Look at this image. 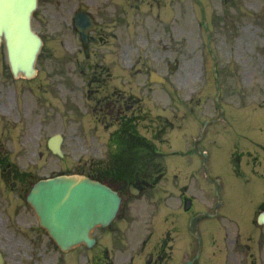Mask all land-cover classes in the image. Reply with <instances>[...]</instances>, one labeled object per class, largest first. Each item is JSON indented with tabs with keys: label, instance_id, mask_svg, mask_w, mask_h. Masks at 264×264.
I'll list each match as a JSON object with an SVG mask.
<instances>
[{
	"label": "flooded vegetation",
	"instance_id": "af4514ba",
	"mask_svg": "<svg viewBox=\"0 0 264 264\" xmlns=\"http://www.w3.org/2000/svg\"><path fill=\"white\" fill-rule=\"evenodd\" d=\"M129 2L135 18L144 16V20L163 21L183 15L184 3L190 0ZM206 3L219 2L206 0ZM73 5L91 11L96 21V28L89 34L87 42L82 41L68 13ZM257 7L264 17V0H257ZM39 8L36 20L44 24V31L60 21L62 28L57 32L78 39L77 50L85 60L68 70L73 74L81 66V73L87 75L89 97L95 102L94 109L100 112L104 98L103 94L100 97V93L110 87L107 81L100 87V64H104L100 62V0H40ZM70 44L74 46L72 42ZM41 71L40 67L37 77L30 80L37 81L36 86L26 87L24 76H15L10 64L0 62V251L3 264H57L53 254L38 253L37 249L46 239L52 243V246L47 244L50 251L56 245L35 220L26 202L27 192L37 177L35 166L40 158L33 156L35 148H25V129L39 134L40 121L32 115L40 114L41 107L45 114H54L56 107L55 83L51 76L39 77ZM44 80L48 82L52 98L48 103L41 99L40 93L38 96L25 94L26 90H40ZM120 83L123 82L114 84L113 93L107 97L112 94L117 96L111 100L122 113L132 99V91L127 98L126 93L117 89ZM26 95H31V99ZM3 113L6 118L1 116ZM34 117L35 122L32 120ZM31 139L32 147H37L35 140ZM184 157L176 162V159L172 160L176 172H169L161 163L154 171L142 168L135 173L120 171L123 164L136 161L123 155L114 157L107 167L100 164V171L94 176L120 193L128 194L129 199L124 203L118 219L98 228V247L94 255L77 249L80 251L62 255L58 260L64 264H264V226L257 221L258 213L264 210V201L257 205L254 214L249 213L242 204L243 199L236 201L232 193L230 196L226 188L230 179L228 173L223 171L225 175L203 184L200 168L185 163ZM44 159L48 161L50 157ZM137 196L148 202L145 209L134 203ZM24 236L32 247L30 253L21 249L20 242ZM143 239L144 243H141Z\"/></svg>",
	"mask_w": 264,
	"mask_h": 264
},
{
	"label": "rangeland",
	"instance_id": "374dc122",
	"mask_svg": "<svg viewBox=\"0 0 264 264\" xmlns=\"http://www.w3.org/2000/svg\"><path fill=\"white\" fill-rule=\"evenodd\" d=\"M105 1L106 0H100L103 13L112 12L115 14V6L107 4ZM235 2L237 7L234 8L240 13L241 11L239 8L242 7L244 12L235 15L236 13L234 11L228 10L226 11L227 17L221 16L219 18L216 17L218 18L214 19L216 21L210 20V26L208 27L210 29L209 34L207 32L208 28L201 25V22L204 20L198 7V11L195 15L193 13L189 14V5L187 2L184 3V14L177 18H168L162 22L154 20L146 21V26L148 27L146 38L149 41L148 50H150L149 55L151 59L144 56L139 66L144 69L148 65L147 63L152 62L155 57L159 59L161 56H164L167 61L175 59L179 64L173 71L169 70L167 64L163 67V69L169 73L170 78L173 79L177 86L176 88L179 87V89H177L179 92L178 95L175 97L166 96L165 98H157L162 95L160 91L163 90L155 86V89L152 91V94H156V98L160 102L163 104L173 103L169 108L174 105V108L178 110L176 113L166 115L175 122V127L174 130L168 128L167 132L160 135L162 141L168 143V137L171 139V135H174L175 139L181 134L178 144L183 148L191 147V141L187 138V131H189L191 135L196 134L197 128H194L204 116L209 117L218 114L213 122L206 125V130L202 135L203 145L211 146V151L217 146L222 147L218 153L220 157H225L226 150L231 146L233 148L247 146L248 150L253 153H256V150L259 151V148L255 147L249 139L258 142L261 135L260 127L264 124V110L260 108H251L257 106L261 101L262 96L260 94V89L262 84H264V50L258 45L262 37L259 28L260 17L253 16L246 11V7L249 8V6H253L252 2L255 1L249 0L245 3L246 7L242 0H237ZM230 7H232L231 4L227 6V8ZM219 8L222 9V6L220 5ZM169 16H171V14H169ZM100 17L103 18L101 13ZM61 24L60 21H56L49 28L45 29V32L56 33L62 28ZM38 26L43 27L42 31L44 32V24L38 21ZM119 32L122 39L121 42L111 38L110 44L103 48L105 53L109 54L107 60L104 59V57L102 60L105 62L110 61L109 59L120 60L119 67L125 70V68L123 69V66L126 67L124 63L127 62V64H129L131 57H135L134 47L136 46V42L132 39L131 42L126 40L129 35L125 33V29H121ZM136 32L143 33L141 29H137ZM66 37L67 36H64V39ZM156 41L165 42L163 44L166 45V48H164L165 50H163L161 44H158V47H156ZM209 42L211 45L208 47ZM151 44L154 45L152 51ZM56 45L57 43L54 41L53 36H50L49 39L47 38V45L42 49L38 61V64H48L51 66V69H45L46 72H53V77H57V82L60 83L59 95L58 98L55 99L56 116L55 119H53V121L55 120L56 131H64L65 136L68 137V143L70 145L76 144L80 146L82 150L84 148L81 144H84L86 147L85 141L89 143L92 136H98V149L97 152L92 154L103 156L107 151L106 140L108 139V134L101 132V126L107 125L109 122L108 120H112L108 117V120L103 121L100 117L99 123L97 121V116L90 112L91 101L86 98V87L83 86L85 78L83 79L78 75L73 77V75L67 73L70 60L67 61L64 58L66 53L62 49L63 46L60 49L57 45L59 48L56 50L54 48ZM1 52L0 50V53ZM140 53H143L142 47L140 48ZM122 54L125 60L120 59V55L122 57ZM155 63H157V61H154V64ZM107 65L109 67V64ZM73 66L74 64L69 65V67ZM214 66H216V72L220 76L219 86L222 88V93L218 95V100L213 99L217 94L216 79L213 74ZM121 69H118V66L114 65V71L111 74L105 73L107 77L104 78H112L115 74L114 78L117 76H124L127 77V80L130 82L137 83L139 81L138 78L142 77L143 81L141 82H147V76L145 74L140 75L127 72L124 74L120 72H125L126 70L122 71ZM46 72L43 73V77L46 76ZM66 75L73 78V85L69 86L70 89L68 93L66 87H62L64 85L63 76ZM34 86H36V83H34ZM193 88L195 90L200 89L199 94H195L190 98L189 95L193 92H189ZM36 91L37 92L26 90L25 94L38 96V92L41 90ZM48 95L49 93L46 96L43 91L40 92L41 99L47 103L52 99ZM26 97L31 99L32 96L26 95ZM66 99L70 100V103H73L70 104V107L65 105ZM181 102H185L186 104L184 105ZM243 102H250L251 107H243ZM219 103L225 104L221 110L218 106ZM226 103L230 105H226ZM151 104L152 102L147 101L146 106H148V108L153 107ZM152 111L154 114H158L157 108L155 110L153 107ZM220 112L221 114H219ZM183 113L184 116H181ZM32 120L35 122L36 118L34 117ZM179 124L183 125L181 129L178 126ZM107 130L108 129L105 128V131ZM28 134L29 141L31 142L30 136L32 132L29 128H26L25 138H27ZM83 139L84 141L82 142L81 140ZM68 143L67 141L64 143V151L69 158L72 155L75 156L77 152L79 153L80 151L72 150ZM226 157H229L228 153H226ZM67 160H60L57 157V171L68 167ZM46 167L43 170H46ZM71 167L73 169L75 165L71 164ZM261 168H263L262 170L264 171V166ZM245 170L248 175L251 176V169L245 168ZM228 188L236 201H241L243 199L242 204L244 208L248 209V212L251 213V211L254 210V206L264 197V178H257L252 175L249 182L233 180L228 183ZM234 211L237 212V210ZM27 227L28 225L25 224L24 228L27 229ZM26 239L27 236H24L22 243L20 240L19 242L21 244V249L24 248L27 253H30L32 252V247L30 248V244ZM48 243L52 246L51 241L46 239L42 247L37 249L38 253L44 254V252H49V254H53L57 258V264H64V262L58 259L66 254L61 251L58 252L54 247H51L50 251L47 245Z\"/></svg>",
	"mask_w": 264,
	"mask_h": 264
},
{
	"label": "water",
	"instance_id": "95a60500",
	"mask_svg": "<svg viewBox=\"0 0 264 264\" xmlns=\"http://www.w3.org/2000/svg\"><path fill=\"white\" fill-rule=\"evenodd\" d=\"M36 2L0 0V37H6L11 64L16 69L20 67L25 70L26 74L32 70L42 44L31 28V15ZM18 64L20 66L17 67ZM100 188L99 184L82 176H61L44 181L29 198L42 215L51 212L49 216L55 224L51 225L47 218L46 225L56 234L60 246L68 248L85 240L90 224L100 220V206L105 207L106 204L100 196ZM50 195L55 197L53 206L48 209ZM44 209H48L47 212ZM79 216L83 217L84 226L77 231L72 220Z\"/></svg>",
	"mask_w": 264,
	"mask_h": 264
}]
</instances>
